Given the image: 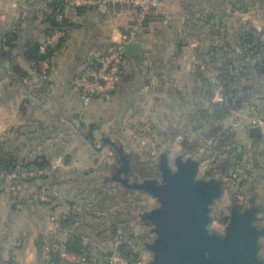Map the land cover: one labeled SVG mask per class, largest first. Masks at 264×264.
I'll return each instance as SVG.
<instances>
[{
  "label": "rangeland",
  "instance_id": "obj_1",
  "mask_svg": "<svg viewBox=\"0 0 264 264\" xmlns=\"http://www.w3.org/2000/svg\"><path fill=\"white\" fill-rule=\"evenodd\" d=\"M11 1L13 0H0V9H2L3 12L9 10ZM16 1L19 4L22 2V0ZM20 5L23 7V4ZM23 13L24 11L22 10V14ZM245 15L251 20H254L255 23L257 20L264 19V6H262V2H257V6L254 7V10ZM239 16L242 15L237 13L228 17V21H231L230 25L233 24L232 28H234V26H239L237 20ZM14 24L15 23L10 21L9 15L7 19L0 20V33L9 30ZM256 24L260 25L262 23L261 21H257ZM235 33L234 31H230L229 35H234ZM30 34L33 35L34 33H28L27 28L24 27L22 36L26 37ZM54 35L58 40L63 37V34L59 33H55ZM55 42L56 41L53 43ZM49 44L52 43L49 42ZM43 50L44 47H42V51ZM18 52V50L15 51L16 54H18ZM18 61L27 70L28 68L26 65L31 67L30 63L23 60L22 57H19ZM41 65V71L46 73V70L49 68L48 63L43 62ZM4 66L6 65H3V67ZM6 77L8 82L10 81L19 85L20 95L23 98H27L28 94L30 95L28 92L29 88L32 90L38 89L41 86V79L36 76H34L32 80L25 79L23 82H20L15 80L16 78L12 77L10 71L7 70ZM75 79L73 81L74 86ZM191 79V76L186 77L184 79L185 82L183 83L182 81L178 83L177 86L183 88V86L188 85V81L189 84L192 83ZM166 81L169 82V80ZM194 85L187 90L183 89L180 91L183 98L177 94L179 92L175 94L164 92V94H160L161 99L159 100L150 99L145 105L143 101H141L132 110L134 113L131 115L132 117L129 116L128 119L124 122H120L118 125L108 120L110 114L113 113L114 110L119 109L117 101L91 106L94 102H90V100L95 97L91 98L88 101L87 108L83 110L85 112L84 116L87 122L92 121L88 123L91 125L94 120V118H91V115H95L96 120L94 123L99 126V130H96L94 136L90 137L91 131L89 127H81V138L76 140L78 137H75V140L82 144L77 154L70 147L74 143L72 138L71 140L69 139V143L66 145L65 150H62V144L58 147L54 144V149H51L47 153H36V151H26L29 145H36V140L29 139L26 142L23 139L21 140V138L19 139V135L15 136L10 142L14 148L23 144V146L21 145V149L18 150L20 151L21 157L31 159L35 158L37 155L45 154L50 162L51 173L46 177L49 180L48 186L43 188L41 184L45 185V183H42V181L33 183L38 188L37 193L39 194V200L44 201L40 195L41 193L48 192L52 194L51 201L56 199L55 201L60 203L62 212L64 210L66 212L69 210V201L74 202L75 207L79 209V211H84L88 205V201L91 200V198L94 199L96 193H98V191L92 192V188H100L102 183L108 184L106 189H109H107L109 194H115L121 187L124 189L129 188L126 184L119 182V178L125 179L129 183H145L148 180H156L158 184H161L164 179L162 172L164 165H168L172 172L176 173L178 169L177 162H179V160L186 161L188 158L192 159L190 155H180L182 153L181 143L183 138L179 134L187 130L185 123L188 122V114L190 110L195 107L194 104L196 103L195 100L197 97H195L194 94V87L196 86ZM217 93L214 95L215 97ZM35 95H33V98L36 100L39 99L38 96ZM101 98L99 97V99ZM213 100L221 101L222 99L213 97ZM203 104L207 105L206 102ZM234 111L237 112V109ZM234 111L221 123L222 133L226 132L232 136L227 141V144L230 145L229 147H215L218 149L217 151L209 148V146L214 145L212 141L215 142L221 137V135L219 136V134H221L220 132L216 138L207 140L210 128L209 124L195 129V131L190 134L191 139H189V142L191 140H199L203 145L198 152L192 155L194 156L193 161L197 162L199 165V170L195 179L202 181H220L222 186V194L219 198L215 199L210 206V213L208 214L212 220L207 225V228L209 234L212 236L217 235L219 237H224L226 235L227 226L231 218L232 206H237L241 210H245L252 206L253 201H255L256 206L259 208V214H257L259 219L253 224H256L259 228L264 227V168L260 166V164L264 163V141L261 140L258 142L254 141V139H249L246 132L247 128L239 126L237 120L238 116L234 115ZM251 115L254 114L252 113ZM196 125H198V123L194 124V126ZM117 126H119V130ZM169 126L177 128L179 133L174 134V131H171ZM11 131H13V129ZM88 137L92 138V141L88 140ZM107 139H111L113 143H109ZM53 141L59 142L58 139L52 140V142ZM75 146L76 145H74L73 148H76ZM117 147L121 149V152L118 151ZM237 147L239 153L235 151ZM229 151H232V153H228ZM56 153L58 154L56 155ZM228 154L232 156L231 165H234L232 168H228L225 162L221 161V159L228 158ZM257 154L259 155L257 156ZM239 157L242 158L241 161L236 159ZM126 164L128 165V170L119 172ZM214 170H216L217 173L213 176L211 172H214ZM51 177L52 179L54 177L57 178L55 184L50 182ZM49 186L53 187L55 191ZM32 188L33 187L30 186V188L26 190L29 194L25 193L26 191L21 194L2 193L12 197V200L18 199L21 200V202L25 198H31L30 201L26 199V203L20 204L21 207L18 212L10 214L9 217L2 219L0 222V225L3 227L0 232V249L5 248L2 253L3 257L7 260L9 255L8 250L11 249L10 255L11 258L15 260L14 264H45L44 261L48 259L50 246L58 242L60 244V259L62 262H78L80 259L77 258V256L76 260L73 256H67L66 250H64V246L62 245L64 242L63 240L66 238V234L65 232H60L58 228V220L62 215L60 214L61 208L59 211L55 210L60 205L57 203V205H51L52 207L50 206V208H47L48 206L46 208L43 207V211H53V214H43L40 206L32 198L33 195L31 194L34 192V188L33 190ZM130 189L135 190L136 193H130L126 198H122L117 206L112 208V212H115L117 208L123 206V201L125 202V207H130V210H132L130 222L127 225H120L118 232L120 235L126 232L128 235L133 234L135 237L143 236L139 246L136 241L134 242L135 246L141 250L140 262L137 264H150L154 259V252L150 250L149 245H151L159 235L154 231V224L149 216L151 212L160 207V203L156 197L145 189ZM32 199L34 201H31ZM47 201L48 200H45L44 202ZM65 201L68 204V207L66 206L67 209H65L63 205ZM5 223L7 226H5ZM81 232H84L83 234L86 236L85 242L92 244L91 250L93 252V257H96V253L102 256L101 253L112 251V256L110 258L106 257V259L109 260V264H130L117 250L116 238L113 236L111 228L108 229L107 232H99L98 235L96 231L92 232V230H86V228L81 229ZM259 241L262 244L259 256L264 264V236L260 237Z\"/></svg>",
  "mask_w": 264,
  "mask_h": 264
},
{
  "label": "crops",
  "instance_id": "obj_2",
  "mask_svg": "<svg viewBox=\"0 0 264 264\" xmlns=\"http://www.w3.org/2000/svg\"><path fill=\"white\" fill-rule=\"evenodd\" d=\"M162 1L164 3V12L155 14L148 26L137 37V41L141 42L147 51L145 53L128 54L124 71L125 75L120 78L118 89L115 92L101 99L95 97L90 100V102H94L91 106L117 101L119 109L114 110L110 114L108 120L111 123L118 125L120 122H124L129 116L134 114L132 110L141 101L145 105L150 99H161L160 94H164V92H173L171 94H175L176 92L180 93L183 89L187 90L193 87V78L191 79L192 83L189 84L188 81V85L183 86V88L177 85L182 81L184 83L186 77H192L198 48L210 43V28L201 25L194 26L190 20L191 10L189 8L193 11L207 13L212 11L216 18H224L228 32H236L234 35H229L230 42L233 43L237 40L241 24L250 23L257 29L264 27V19L257 20L262 23L258 25L256 24L257 21L255 23L254 20L245 15L254 10V8L247 12H241L233 8V0ZM42 2L43 0H22L20 3L23 4L22 7L16 0H13L10 2L9 10L3 12L0 9V20L7 19L8 15L12 23L19 22L21 19L29 33L37 34L36 27L39 23L37 13L42 7ZM22 10L24 11L23 14ZM237 13L242 15L237 18L239 26L232 28L233 24L230 25L231 21H228V17ZM67 16L73 26L69 27L68 36L63 46L57 50L51 62L44 61L49 66L47 69L48 75L46 76V81L40 86L41 89H39L38 94L31 93L32 95L28 94L27 98H23L20 95L19 85L8 82L6 66H0V139L10 132L14 134L19 130V133H21L19 137L26 142L29 138L36 140V145L28 144L26 151L47 153L54 149L55 146H61V144L62 150H65L69 139L71 140L72 138L74 143L70 147L76 154L78 153L82 144L76 140L81 138V125L92 121L87 122L85 119L83 110L87 108L88 102H86L82 92L73 85V81L75 78L82 76L90 65L95 64L101 53L107 51L122 39L123 33L128 29L133 19V14L128 9H113L103 5L80 7L78 10L70 8ZM180 42L186 44L180 46ZM26 67L32 72L30 66L26 65ZM166 80H169V82ZM249 83L253 86L251 104L241 107L240 103L237 102V112L234 111L235 114H233L238 116L239 126L247 128L248 138L253 139L249 134L250 126L248 120L253 116L251 115L252 113L254 115L264 114V75L254 70ZM28 90L30 93L31 88ZM35 94L39 99L33 98ZM221 97L219 93H217L216 97L214 96L216 99H222ZM91 118H94V123L96 120L95 115H91ZM117 128L119 130V126ZM12 129L13 131H11ZM75 137L78 138L75 140ZM55 139H58L59 142H52ZM261 140V138H254V141L260 142ZM74 145H76V148H73ZM260 166L264 168V163L260 164ZM56 181L57 178L55 177L52 180L50 179L53 184ZM32 187L34 188V193H37L38 188L33 186V184ZM49 187L54 190L53 187ZM29 190L32 191L31 189ZM26 199L22 202L18 199L12 200V197L0 193V222L2 219L9 217L10 214L18 212L21 207L20 204L30 201L31 198L27 199V201ZM33 199L42 211L43 207L46 208L48 206L47 208H50L51 205H57V203L60 205L55 200H52V203L49 204L35 197ZM33 199L31 201H34ZM63 205L67 209L66 206L68 207V204L66 201ZM60 208L61 205L56 209L54 207L58 211ZM64 211L62 212L61 208L60 214L64 213ZM52 212L43 211V214H51ZM67 212L65 211V213ZM6 223L5 226H7ZM2 228V225H0V232ZM4 249H0V264H6L11 259V249L8 250L7 260L2 254Z\"/></svg>",
  "mask_w": 264,
  "mask_h": 264
},
{
  "label": "trees",
  "instance_id": "obj_3",
  "mask_svg": "<svg viewBox=\"0 0 264 264\" xmlns=\"http://www.w3.org/2000/svg\"><path fill=\"white\" fill-rule=\"evenodd\" d=\"M73 1L74 0H43L42 7L37 13L39 23L36 27L38 32L36 35H34V33L26 37L22 36L24 22H21V19L9 30L0 33V65H6L11 76L16 78L15 80L23 82L25 79L32 80L34 76H36L41 79L40 85L46 81L48 70L46 73L42 72L41 64L44 61L51 62L54 54L63 46L68 36V29L73 26V23L67 16L68 9H80V7L73 4ZM259 1L262 2V6H264V0H233V8L241 12H247L256 7ZM189 10H191L190 20L194 26L201 25L210 28V43L198 48L195 70L192 74V78L196 85L194 87V94L197 98L195 100L196 103H193L195 107L193 106L194 108L190 110L188 114V122L185 123L187 130L179 134L183 138L181 143L182 153L180 155H190L193 159L194 156L192 155L198 152L203 145L199 140H191L189 142V139H191L190 134H192L195 129L201 128L206 124L210 125L207 140L216 138L221 132V134H219L221 137L215 142L212 141L214 145L209 146L210 149L217 151L218 149L216 148L219 146L220 148H227L230 146L227 144V141L232 136L226 132L222 133L221 123L231 112L238 108L237 102L240 103L241 107L251 104L253 86L249 81L251 80V75L254 74V70L264 75V27L262 29H257L250 23L241 24L238 30L237 40L233 43L230 42L229 32L224 18H216L212 11L207 13L203 11H193L191 8H189ZM154 16L155 14L146 20L142 30L148 26ZM57 31H62L65 35L57 40L55 44H49L50 38H52ZM184 44L186 43H179L180 46ZM42 47H44L43 51ZM16 50L19 51L18 54L15 53ZM128 56L129 55L126 53V58ZM19 57H22L23 60L30 63L32 74L21 65L18 61ZM96 63L97 60L95 64L90 65L88 69L95 67ZM124 71L125 66L121 71L120 78L125 75ZM39 89H41V87L32 89L30 94L35 91L38 94ZM217 92L222 96L221 101L213 100ZM177 94L183 98L181 92ZM204 102H206L207 105H204ZM262 115L264 117V114ZM196 123H198V125L194 126ZM81 127H89L91 131L90 137H93L94 132L99 130V126L96 123H92L91 125L82 124ZM169 129L174 131V134L179 133L177 128L169 126ZM12 133L13 132L6 134V136L0 140V171L10 172L16 170L18 166H38L44 168L50 166V162L45 154L37 155L35 158L31 159L21 157L20 151L18 150L21 149V145L23 146V144L14 148L10 142L15 136H21V133H19V130L14 134ZM90 137H88V140L92 141ZM235 151L239 153L238 147L235 148ZM228 153L231 154L232 151ZM231 157L232 156L221 159L228 168L234 167V165H231ZM236 159L238 161L242 160L241 157ZM211 173L214 176L217 171L214 170V172ZM37 181L45 183V185L41 184L43 188L47 187L49 184L48 178H40L33 179L30 186ZM33 186L36 185L33 184ZM106 187H108V184L102 183L100 188H92V192L98 191V193H96L94 199L91 198V200L88 201V205L84 211H79V209L75 207V203L69 201V211L67 213H62L58 220L59 231L62 233L65 232L66 234V238L63 240L64 242L62 244L64 250L70 254L76 255L80 260L78 262L63 263L60 259V244L57 242L58 244L56 243L50 246L48 259H44L45 264H109V260L106 259V257L110 258L113 252L108 251L106 253H101L102 256L96 253V257H93V252L91 250L92 244L85 242L86 236H84V232H81L83 228H86V230L90 229L92 232L96 231L97 235L99 232L104 233L111 228L112 234L116 238V248L121 255L126 258L130 264H137L140 262L141 250L135 246L134 242L136 241L139 246L143 236L135 237L133 234L128 235L126 232L120 235L118 232L120 225L129 224L132 210H130L129 206L125 207V202L123 201V206H120V208L116 207L117 210L112 212V208L117 206L122 198H126L130 193H136V191L130 188L124 189L120 186L121 188L119 190H115V194H109L107 191L108 188L106 189ZM33 195V198L35 197L39 200L38 193L33 192ZM253 205L256 206L255 201H253L252 206ZM14 261L15 260L11 258L6 264H14Z\"/></svg>",
  "mask_w": 264,
  "mask_h": 264
},
{
  "label": "water",
  "instance_id": "obj_4",
  "mask_svg": "<svg viewBox=\"0 0 264 264\" xmlns=\"http://www.w3.org/2000/svg\"><path fill=\"white\" fill-rule=\"evenodd\" d=\"M147 50L139 41L130 42L127 54L145 53ZM251 138L260 139L261 130L257 126L249 129ZM113 143L111 139H107ZM118 151L121 149L117 147ZM177 172L168 165L162 168L163 182L148 180L145 183H129L118 179L129 188L145 189L160 203V207L150 213L154 231L159 237L149 245L154 252L150 264H263L260 258L264 227L256 224L259 208L251 206L241 210L231 208V218L226 235H210L207 225L212 218L210 206L222 194L221 183L215 180H196L199 165L193 159L177 162ZM128 170L126 164L119 172ZM52 179V177H51Z\"/></svg>",
  "mask_w": 264,
  "mask_h": 264
},
{
  "label": "built area",
  "instance_id": "obj_5",
  "mask_svg": "<svg viewBox=\"0 0 264 264\" xmlns=\"http://www.w3.org/2000/svg\"><path fill=\"white\" fill-rule=\"evenodd\" d=\"M74 5L78 7L106 6L128 9L133 14L132 23L123 33L122 39L114 44L107 51L101 53L97 58L96 66L88 69L82 76L75 79V86L78 88L85 100L88 102L93 97H106L116 91L120 82V74L126 65V46L136 41L138 34L144 28L146 20L154 14L164 12V3L162 0H74ZM63 34L62 31L56 32ZM56 40L55 35L49 40L53 43ZM249 126H257L261 130V139L264 141V117L253 115L248 120ZM51 173L49 167H22L18 166L16 170L6 172L0 171V193L21 194L30 188L33 179L46 178ZM44 195V196H43ZM42 199L52 203L51 194L41 193ZM67 256L76 255L66 251Z\"/></svg>",
  "mask_w": 264,
  "mask_h": 264
},
{
  "label": "flooded vegetation",
  "instance_id": "obj_6",
  "mask_svg": "<svg viewBox=\"0 0 264 264\" xmlns=\"http://www.w3.org/2000/svg\"><path fill=\"white\" fill-rule=\"evenodd\" d=\"M259 214V213H258Z\"/></svg>",
  "mask_w": 264,
  "mask_h": 264
}]
</instances>
